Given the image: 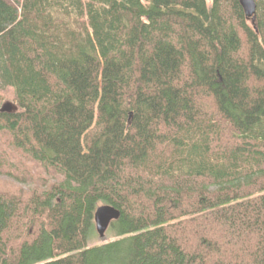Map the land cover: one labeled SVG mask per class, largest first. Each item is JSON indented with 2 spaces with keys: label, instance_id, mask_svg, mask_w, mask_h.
<instances>
[{
  "label": "trees",
  "instance_id": "trees-1",
  "mask_svg": "<svg viewBox=\"0 0 264 264\" xmlns=\"http://www.w3.org/2000/svg\"><path fill=\"white\" fill-rule=\"evenodd\" d=\"M255 2L253 25L240 0H0V264H264ZM90 61L122 125L80 171L54 151L101 127L80 111ZM100 205L121 215L92 244Z\"/></svg>",
  "mask_w": 264,
  "mask_h": 264
},
{
  "label": "rangeland",
  "instance_id": "rangeland-1",
  "mask_svg": "<svg viewBox=\"0 0 264 264\" xmlns=\"http://www.w3.org/2000/svg\"><path fill=\"white\" fill-rule=\"evenodd\" d=\"M81 80L82 101L80 111L82 114L90 115L94 124L99 119L101 127L98 132H87L76 144L63 150L54 151V156L67 168L96 171L114 148L120 134L122 123L114 114L116 112L109 113L104 108L107 104L113 108V103L119 100V91L105 76L102 63L90 61ZM7 179V176H0V182L7 181ZM112 238V233L107 230L104 238L94 233L91 242L97 244Z\"/></svg>",
  "mask_w": 264,
  "mask_h": 264
},
{
  "label": "water",
  "instance_id": "water-1",
  "mask_svg": "<svg viewBox=\"0 0 264 264\" xmlns=\"http://www.w3.org/2000/svg\"><path fill=\"white\" fill-rule=\"evenodd\" d=\"M240 3L244 9L245 15L248 19H251L253 25L256 21V2L255 0H240ZM12 110V104L10 102L3 105L2 112H10ZM121 215V212L111 205H100L95 212V226L98 235L101 238L106 236L107 230L113 220H117Z\"/></svg>",
  "mask_w": 264,
  "mask_h": 264
},
{
  "label": "bare ground",
  "instance_id": "bare-ground-1",
  "mask_svg": "<svg viewBox=\"0 0 264 264\" xmlns=\"http://www.w3.org/2000/svg\"><path fill=\"white\" fill-rule=\"evenodd\" d=\"M256 14H257V11H256Z\"/></svg>",
  "mask_w": 264,
  "mask_h": 264
}]
</instances>
